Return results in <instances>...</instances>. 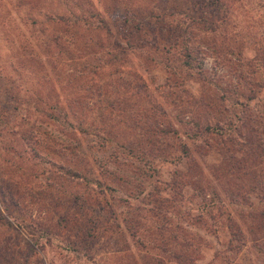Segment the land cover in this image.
Here are the masks:
<instances>
[{"label": "rangeland", "instance_id": "374dc122", "mask_svg": "<svg viewBox=\"0 0 264 264\" xmlns=\"http://www.w3.org/2000/svg\"><path fill=\"white\" fill-rule=\"evenodd\" d=\"M76 1L109 28L81 76L0 0V264H264V0L228 5L225 35L185 27L205 0ZM54 95L74 148L39 111Z\"/></svg>", "mask_w": 264, "mask_h": 264}, {"label": "trees", "instance_id": "16d2710c", "mask_svg": "<svg viewBox=\"0 0 264 264\" xmlns=\"http://www.w3.org/2000/svg\"><path fill=\"white\" fill-rule=\"evenodd\" d=\"M40 1L44 0H18V5L23 9V12H27L28 19L30 20V16L34 17L31 18L33 23H41L44 21H48L51 24L50 35L45 36V38L41 39L44 41H49V44L53 48L54 52L52 53V69H56V63L59 60L63 59L64 54L68 56V60L72 61V64H78V76L83 74L84 69L81 67L88 66L89 61L86 59L87 54H95V51L101 50L103 48V43L98 41L96 31L103 30L105 32L109 31V28L106 26V22L101 15L100 11L91 7H84L79 6L80 3H76V0H72V4H62L57 0H51L53 2V6L50 9H45L40 5ZM237 0H205L201 1L196 7L193 4L194 10H199L200 14L198 16L188 17L189 21L185 27L189 29L190 26H199L203 29L206 33H216L220 32L222 35H225V27L229 23L230 12H228V5H233L234 2ZM202 2L206 3V6H202ZM61 3V4H60ZM40 6V7H39ZM76 7V8H75ZM213 7L216 9V13L213 11ZM225 7V8H224ZM32 8V10H29ZM209 11H205L206 9ZM37 17V18H36ZM127 20H124L126 22ZM178 27V24L175 25ZM182 28V29H185ZM43 32V30H40ZM223 31V32H222ZM95 35L96 38L91 39V35ZM42 35V34H41ZM89 35V37L87 36ZM180 36V35H178ZM178 36H174V40H177ZM87 38L88 41L90 39L92 42H87L84 38ZM126 43L127 46L130 45L129 41ZM176 42H174L175 44ZM170 45V44H169ZM237 49L238 55H241V49L239 45H234ZM48 47V45H47ZM46 47V48H47ZM262 51L256 49V55L253 57L255 61H259L257 63H261L260 65L264 69V45L261 46ZM185 57H189L190 54L186 46L181 49V54ZM81 58V60H80ZM242 58V57H239ZM252 61V60H245ZM186 65L189 66V62H185ZM97 68V66H94ZM58 72L59 69H56ZM138 71H136L137 73ZM94 73V71H93ZM140 75L139 73H137ZM55 75H57L55 73ZM58 82L62 81L63 79H57ZM83 98L82 95L76 96L75 101H79V99ZM70 107V102L68 103H61V100H58V96L54 95L53 99H50V103L47 106V111L39 110L47 119L54 121L55 124L60 126H68L70 129V137L68 143L66 144L65 148L69 149L74 148L77 146L78 141L76 140L75 136L71 135L76 130L78 132H85L84 127H82L81 122L73 123L71 120L72 112L68 111ZM218 129L217 126L210 127L209 125H204L203 127L196 126L195 131L192 133H187V136L195 140L201 137L204 133H214ZM65 141V139H64ZM203 142V139H201ZM79 147V146H78ZM64 148V147H63ZM179 149L182 155L186 156L189 152V149L186 143H181L179 145ZM202 149V146H200ZM82 152V151H81ZM59 169H63L64 173L68 174L71 177H79L83 178L84 180H93L88 175L84 173H80L73 169L63 168L59 166ZM84 174V175H83ZM261 196V195H260Z\"/></svg>", "mask_w": 264, "mask_h": 264}]
</instances>
